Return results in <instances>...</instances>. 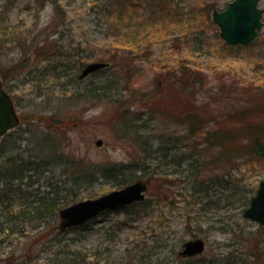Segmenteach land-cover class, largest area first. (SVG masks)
<instances>
[{"label": "rangeland", "instance_id": "374dc122", "mask_svg": "<svg viewBox=\"0 0 264 264\" xmlns=\"http://www.w3.org/2000/svg\"><path fill=\"white\" fill-rule=\"evenodd\" d=\"M106 1L0 0V72L20 116L0 141V166H14L9 159L17 157L19 169L26 168L22 181L0 186V264H171L195 237L207 243L194 257L197 264L218 256L262 264L264 226L244 211L264 180V157L215 163L208 159L217 149L201 156L188 147L168 153V129L182 127L168 119V95L161 91L168 84L165 66L188 64L197 80L194 106L209 129L249 98L245 87L264 86V42L231 48L217 38L213 9L232 0H171L192 12L183 24L170 21L168 9L153 18L158 0H129L134 18L109 21ZM135 31L156 40L135 56L130 83L116 66L78 79L87 63L108 59L111 44H136L127 38ZM106 81L128 93L130 113L85 97ZM33 166L38 172L30 176ZM139 179L149 186L143 204L109 210L82 226L62 231L60 206L57 213L32 214L40 197L69 205Z\"/></svg>", "mask_w": 264, "mask_h": 264}, {"label": "trees", "instance_id": "16d2710c", "mask_svg": "<svg viewBox=\"0 0 264 264\" xmlns=\"http://www.w3.org/2000/svg\"><path fill=\"white\" fill-rule=\"evenodd\" d=\"M158 2L161 6L160 11L158 12L156 10L153 15V18L157 20L161 18L167 9L168 13H171L169 16L170 21L173 23L183 24L193 16L192 12L187 10L186 7H183L179 1L158 0ZM130 4L133 3L129 0H107L104 7L109 21H114V19L125 20L126 17L134 18V15H128V10L131 8V6H129ZM176 31L178 30L175 28L171 29V32L175 33ZM137 32L138 31H135V33H128L127 35V38H134L137 42L136 44H122L119 47L118 45L111 44L113 53L107 55L108 59L106 60L111 62V66L120 67V69L125 72V76H127V81L129 83L132 76L131 64L135 60V56L139 54L140 50H142L143 53H147L146 51L150 50L153 46L152 42L156 40V37L148 31L142 33ZM183 34L187 36L189 34V29L185 30ZM161 35H163V39H168V29H165V33ZM217 38L221 40L224 45L233 48V46L225 43L218 34ZM143 40L150 43L147 44L144 49H142L143 45L141 44ZM174 40H180L179 36L175 37ZM261 42H264V34H261L252 44ZM248 46L252 45L250 44ZM236 47L245 48L247 46L239 45ZM77 48L79 50V48H81L80 45H78ZM179 48H181V46ZM178 63V67L173 66L168 68L165 66V68L168 69V84H166L161 91L162 93L167 91L168 119H171L172 123L175 125L182 127L181 131L178 130L175 132H169L170 130L168 129V153L174 149L180 151V149L182 150L184 147H188L193 153H198V155L201 156L212 149H217L216 153L211 155L210 159H208L209 162L215 163H217L218 160L221 162H230L234 158H241L243 156L247 158H252L253 156L264 157V86L260 85L255 88L251 86L245 87L244 91L249 93V98H243L246 100L242 105L221 113L219 118L214 119L215 125L206 129L207 123L205 122V118L199 112L198 108L194 106L193 93L197 80L193 72L190 71L188 64L181 60H179ZM109 68L104 70H109ZM117 86L116 81L114 83L106 81L101 85L89 87L87 93H84V95L87 98L99 97L106 99L117 112L122 111L121 115L124 116L126 113H130L129 105H125L128 93L124 91L119 92ZM244 91L243 93H245ZM154 98L152 94L150 99L149 95L147 96L149 101L151 100L155 103ZM156 100H159V97L156 98ZM10 136L9 134L8 137ZM200 145L205 147L199 149L198 147ZM159 150L160 149H157V151ZM13 158L15 161L12 160ZM13 158L9 160L14 162V166L6 169L0 166V186L5 188V190L11 187L14 180L22 181V171L26 169H19L17 157ZM28 170H30V176L38 172L34 171V166L28 167ZM125 182L126 179L117 178V183L120 185H123ZM2 187H0V189H3ZM51 197L52 198L40 197L39 204L30 206L35 209V212L32 213L35 214V217L40 216V214L45 216L43 212H50L51 210L57 213L59 206L62 208L63 204L67 205L64 201L59 203L56 196ZM143 203L144 201H141L131 205L138 206ZM178 259L177 262L171 264H197L194 257L183 258L179 256ZM252 262L253 261L248 260L247 257L245 258L244 256L237 258L236 261H231L228 257H226V261H224L222 257L218 256L214 257L210 264H252Z\"/></svg>", "mask_w": 264, "mask_h": 264}, {"label": "water", "instance_id": "95a60500", "mask_svg": "<svg viewBox=\"0 0 264 264\" xmlns=\"http://www.w3.org/2000/svg\"><path fill=\"white\" fill-rule=\"evenodd\" d=\"M264 8L260 7V0H232L224 10H213V21L219 26L220 36L230 45H248L252 43L263 29L262 16ZM107 61H93L81 68L78 75L83 80L91 74L109 67ZM20 122L11 95L4 88L0 76V139ZM206 135V134H203ZM98 145L102 140L97 141ZM148 184L139 179L122 188L112 190L96 198H90L70 204L59 211L60 228H67L85 224L90 219L104 211L113 210L146 199ZM244 216L264 225V180L250 205L245 209ZM206 241L197 237L186 241L180 251L182 257L196 256L204 253ZM264 264V260L262 262Z\"/></svg>", "mask_w": 264, "mask_h": 264}]
</instances>
